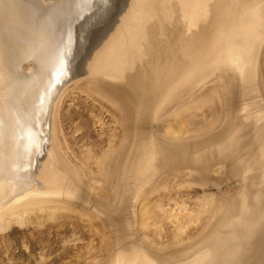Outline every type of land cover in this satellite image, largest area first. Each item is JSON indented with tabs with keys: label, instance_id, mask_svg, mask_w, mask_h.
Returning a JSON list of instances; mask_svg holds the SVG:
<instances>
[{
	"label": "rangeland",
	"instance_id": "374dc122",
	"mask_svg": "<svg viewBox=\"0 0 264 264\" xmlns=\"http://www.w3.org/2000/svg\"><path fill=\"white\" fill-rule=\"evenodd\" d=\"M34 1L37 4L36 8L39 13H44L45 8H43V5H47V4L51 5L52 2H55L54 4L60 3V6L63 8V12L67 13L66 15L70 13L68 8V6L70 5L69 0H65V1L34 0ZM214 1L216 0L207 1L206 13L205 15L200 16L203 18L197 22L198 25L195 27L193 26L187 28V22L182 16V9H180L181 6H179L181 5L179 3V0H170V7H172L171 8L172 13L170 14V17L167 18V20L166 19L164 20L165 21L164 28H166V30L158 34L159 36L158 39H156L157 36L155 37L156 40L162 41V42L160 41L161 44L160 47L162 46L164 47L165 44L163 42H165L168 38H172V37L176 38L178 35L179 36L182 35L181 36L182 38L183 37L187 38L192 33L194 34V32H197L199 30V26H203V24L205 26L206 23H207L206 25H208L209 24L208 22L211 23L212 13H213L212 5ZM123 4H124V0H91V2L88 5L89 7V9H87L88 12L85 14V16L79 19L80 25L89 23V25L93 29L95 28L94 30H101L107 27L108 24L110 25L112 23V22L109 23V21L113 18V15L116 14L115 12L117 10H120ZM173 5L175 6L174 10L176 12L173 11ZM49 12L51 11L46 10V13ZM178 12L180 14L178 20H180L181 18L180 21H182V23H180V21H177L178 24H176L177 22L175 20L178 18V17L176 18V14H178ZM160 17H162V14L149 18L148 22H146V25L149 26L153 23L155 24L156 20L158 21ZM121 19L122 16L118 18L119 21ZM118 23L119 22H117V25ZM260 24H262V22L258 23V25ZM174 25L178 29L176 27L174 28ZM115 29H117V26ZM168 31L170 34L168 33ZM102 37L103 35L100 36L98 40L100 41V45L108 43L109 36H107L106 38L105 37L102 38ZM89 38L90 41H88V45H94L95 43L98 42L94 40L95 39L94 34H92V36H89ZM149 38L150 37H148V40ZM148 40L147 41L144 40L142 43L145 42L146 45V43L148 44ZM254 40H256V42L253 43V47L254 49L255 48L257 49L258 53L255 57V64H252L250 66L252 67L256 66L254 69H256L255 70L256 73L258 72V74L256 75H258L257 78H259L257 79V82L259 81L260 86L264 88V29L257 35V37H255ZM155 41L154 44H157V41L156 42ZM180 44L181 41L180 43H178V45ZM155 47L156 45L154 46L153 49L156 50L155 53H157L158 48ZM179 47L180 46H178L177 48L179 49ZM164 48L168 49L170 52L171 47L169 49L168 44H166ZM177 48L175 46V49ZM147 49L144 52L142 51L140 55L141 60H138L137 63L135 61V64L132 68H129L131 67L130 66L131 64H129V62L126 61V63L124 64V68L122 69L120 74L121 78L113 79L108 77L109 75L105 76L103 74H93V73L91 74L90 72H87L84 75L74 77L63 87V89L61 90L62 96L60 100L57 101L55 113H53L51 118L52 126L50 133L53 135V136L50 135V139L51 138H52L51 140L55 139V141L53 142L54 146L56 144V146H58L59 148L54 147L52 145L53 143L51 144L52 141L50 139H49L50 143L48 142L47 145L50 146L52 145L51 147L53 149L54 148L58 149L55 152L56 154L58 153L56 158L58 159V161H60L61 165L64 164V166H66V167L62 166L63 170L69 174L68 176H70L71 171L74 172V176L76 175L75 177H73L74 178L73 180L75 181L74 183L85 194V196L83 197L85 200L87 198L92 199L91 203L94 202L92 204L93 207H89L90 209L86 208L84 210L83 207L84 204H78L74 202H71L70 205L69 204L67 205V203L65 202L62 203L60 202L55 203L51 201L43 202V203L30 202L14 207L13 209L6 212V214L5 213L2 214V217L0 215V264H107L109 262L110 257H112L114 242H112V239L110 240V233L109 230L106 228L107 225L105 226V224H103L104 221L103 223L101 221L102 218H98L97 216L98 214L96 215L97 213L96 209L101 210L102 206L99 204V202H102L104 200L105 202L110 201V198L112 197L111 187L113 186H111L110 184H112L111 179H113L114 177L112 174L114 163L117 162V160L119 161L121 159L122 160L127 159L124 160L125 162L121 160L122 164L124 162V164L126 165V163H131V162L133 163L135 159L137 161H134V163L136 162L135 164H137L139 160V158L138 159H136L137 157L135 158L136 155L134 157L132 156L133 158L128 156L124 157L120 155L126 152L128 146L130 147L128 143H130L132 146L130 148L128 147L127 149L129 150L130 154L132 151L135 152L134 149L137 147L138 148L136 150V154H138L142 150V149L139 150L141 146L140 143H142L141 140H139L140 141L139 142L138 139L134 137L137 139V140L135 139L134 141L132 137V141H130L131 140L130 127L134 126L131 120L132 117L129 116L128 118V113L129 111L131 112L130 105L128 104L127 100H124L125 99L124 96L121 95L120 92L115 89V87H117L116 85L118 84H124L127 79V75L129 73H132L143 62H146L149 59L153 61L151 57L153 58V55L155 54L153 53L154 50L153 49L147 50ZM87 50L88 48L84 50V53H86ZM167 51H163V52L165 53ZM169 52H167L166 54H169ZM257 58L259 60H257ZM185 59L187 60V58ZM256 62H258V64ZM219 63H221V60L219 61ZM153 64L152 66L155 65ZM28 66L29 65L27 64L25 67L28 68ZM144 66L147 67V63H145ZM224 67H225L224 64L220 65V68H224ZM220 70L222 69L213 68L206 70L205 71L206 73L205 72L202 73L199 77L200 79H197L199 82L198 81L196 82V80L192 82L190 76L189 78H187V80L184 79L185 82L181 80H180L181 82L177 81L178 83H180V85L182 86L180 88H183V90L187 88L189 84L188 82L189 80L191 82V84L189 85L190 88L188 87L189 89H191L193 83H198L194 88V91H197V94L185 100H183L184 98L180 100L181 95L179 94H182L181 91L179 92V89L177 87L172 88L174 87V85L173 86L170 85L171 86L170 89L172 90L175 89V91L171 93V99H172V94H173V98L175 99L174 96L179 93L178 94L179 97H177L178 95L176 96L177 97L176 99H179V103L176 104L177 106L175 105L176 108L174 109L172 108L171 111H167V112H165L166 108L167 107L169 108L170 106H172L171 104L175 102L173 99L172 100L170 99L171 102H169L168 99L165 100L168 101V103L170 104H168L163 100L161 101V99L157 101V104L155 103L156 110H160L161 105H158V103L160 104H162L163 102L165 103V104L163 103L164 106L163 104L161 106V110L163 111V113L161 111L160 113L162 114H160L154 109L155 112L154 114V112H152L153 109H151L152 111L150 112L152 113H150L149 115L152 116L154 120L155 118H158V116L160 118L156 119L154 123L151 117L152 120L150 119L151 120L150 124L151 123L152 124L150 129L152 132H154V134L152 132L147 133L148 138L144 141H146V143L149 144L150 142L148 141V139L151 138L153 141H157L158 139L159 140L161 139L169 143L177 142L176 144H170L171 146L168 147L169 151L179 150L190 146L192 147L194 145H202L205 144L206 142H213L217 139L222 138L223 136L228 135V133L231 130H233L237 124L226 130H222L218 128H220L224 124H227L233 118L237 117L235 118V120L238 121L240 118V120L245 124L247 119H251L250 116L252 115V113L253 115L255 113L256 114L260 113L259 111L262 110L261 109L262 107H264V93L262 94V91H260L258 88L257 91L258 95L256 92L255 96H252L254 93L250 94L251 96H248L249 94H247V96L246 95L244 96L243 94L245 92V87L243 88L244 85H242V87L241 86L236 87V86H232V84H228L229 81L233 82L234 80L233 78L239 76L238 75L239 70H236L234 66H232V68H230V70L227 73ZM179 71L180 70L177 71L178 74ZM229 72L232 74L231 75V77L233 76L232 78L229 77L230 76ZM178 74L176 73L175 76H178ZM94 78L96 81L97 80L98 81L95 82V80H93ZM200 82L202 83L199 84ZM178 83H176L177 85L176 84L175 85L179 87L180 85ZM94 84H95V88L92 87ZM98 85L99 87H97ZM105 85L106 86L108 85L107 87L111 86V88H107ZM239 85H240V81H239ZM100 86L103 87L100 88ZM176 90H178L177 91L178 93H176ZM260 93L263 96H261ZM200 94L204 95L205 101L198 98ZM253 97H255L256 102H254ZM256 97L257 98L260 97V100H258ZM118 98H120L121 100ZM197 98L198 100H196ZM227 98L231 100V103L230 101L226 102L224 103V107H223V102ZM242 99H244V102ZM248 100L251 101L248 102ZM259 101L262 106L259 105ZM246 102H248L249 104ZM250 103H252L250 108L252 109V111L255 108L254 109L255 111L252 112L250 110L251 114L244 119L242 113L238 109L241 110L243 105L250 106ZM182 104L183 105L187 104L188 108H192V109L194 108L193 110H196L198 108L199 111L198 110L193 111L192 119L195 121L198 120L201 122L203 121L202 123L200 122L199 124L200 127L202 125L204 127L206 126L202 130V133L200 134L202 135L203 139L193 140L194 137L191 134H187V135L183 134V136L182 135L180 136L181 132L180 131L176 132L175 127H177L176 125L177 122L173 121L172 118L174 117V113L176 109L180 107ZM253 104H256L257 106L259 105L260 108L255 107L256 105L254 106ZM257 108L259 109L257 110ZM209 109H212V114L210 116L208 115ZM197 112L199 115L197 114ZM215 112L220 114V118L222 120H218V122L215 121L216 123L212 122L210 124V122L215 117L214 116ZM124 113H127V116H124ZM156 113L158 114V116L156 115ZM170 113H172V115H170ZM132 114L131 116H133ZM155 115L157 117H155ZM162 115L165 116L163 117ZM226 115L228 116V118ZM234 115L236 116L234 117ZM224 116L225 119H223ZM126 118L128 119L126 120ZM129 120H131V123ZM226 120L227 122H225ZM168 121L169 122L171 121L170 125L168 124L169 123ZM172 121L174 122V124ZM127 123L131 125H128ZM156 127L160 128L162 133H166L167 131H169L173 135L177 134L178 137L169 135L168 137L169 139L166 140L165 138H163L161 133L158 132ZM133 128L135 129V127ZM193 128L194 126L192 127V130H194ZM134 129H132V133H133L131 134L132 136L134 135V132L137 134L140 131L139 129H137L138 131L137 132ZM150 129H147V131ZM155 129L157 130V132ZM189 129H191V126H189L188 130ZM195 129H197V126L195 127ZM192 130L190 131L192 132ZM214 131L215 134H212ZM234 132L229 134L230 139L235 138L234 137L235 135L237 136V134H234ZM155 135L157 138L153 139L152 136L155 137ZM238 137L239 135L236 137V139ZM128 138L130 140H127ZM184 139L188 140V142L185 143L184 141L186 140ZM236 139L233 140L235 143H236ZM126 140L128 141V143ZM125 143L128 146L125 145ZM134 145H136L137 147ZM143 145L145 144L142 143V146ZM155 145L153 148L154 150L155 148H157L156 150L158 151L159 144H155ZM146 146L147 145H145L144 147ZM123 147L125 148L124 152L122 151L124 149ZM213 147L211 145L210 147H208V149L206 148V151L210 152ZM148 148H151L150 144ZM56 149H54V151ZM199 151H201V149L198 150L196 153H198ZM158 155L159 156L154 155L156 159L155 158L153 159L155 161L160 160L159 157L161 155L160 154ZM118 156H121L122 158ZM230 156H234V155H230ZM230 156L220 159H213L207 163L195 162L192 158H188L186 165H184V168L182 170L175 169V172L171 173V175L167 179L168 180L166 181L167 190H165V181L164 182L160 181L161 180L160 178L166 173H162L160 171L161 173L160 172L159 173L161 175L157 174L156 178H154L153 180L154 182L151 181V184L150 183L146 184L145 182V184H143L144 181L142 176L145 174L142 175V173H144L145 171L142 172L139 170V168H137V170L139 171L137 172V170L134 169L133 171L134 174L133 173L132 174L135 175L137 173L138 175L136 174L134 176L135 179L133 177L134 181H131L133 179H129L130 180L129 182H131L130 184H132L131 187L133 189V193L137 191V196H138L139 192L140 194L145 192L144 194H142V197L140 195V198L138 197L136 199V197H134V200H136V202L138 203V200H141L143 198L144 199L146 198L145 200H148L149 197V199L152 198L150 199L152 201L148 202L149 203L148 205L150 206L146 207V209L149 207L147 209L148 211L145 212L146 214L148 213L147 214L148 217L145 216V218L148 219L141 220L142 219L141 216H144L145 213L143 214L141 213L142 214L141 215L140 214L141 210H139L140 208H137L135 210L136 213L134 212V214L137 215V219L136 222L134 221L135 228L134 227L132 228L137 230L136 231L134 230L136 234L132 233L133 236L135 235V237L133 238L135 240V238L138 236L136 238L137 241L138 242L140 241L141 243L142 240L145 248L154 247V248H158L159 250H162L163 251L162 255H164V257L166 258V260L168 259V261L166 260L164 261V259L161 258L160 260L159 257L155 256L156 258L155 257L154 258L160 264H170L171 262L172 263L177 262L178 260H180L178 256H180L181 254L184 255L185 252H187L188 254V251H190L192 248L196 247L197 245L199 246L204 244L209 239V236L211 234H215L217 230L222 226H223V230H225L226 234L230 235V237L228 241L216 240L217 248L219 249L218 251L224 250V254L225 256H227L226 260L223 261L217 252L218 255L217 264H237L236 261L237 260L241 261L243 255L242 252L247 246V244L253 239V236L257 233H261L264 231L261 230L259 232L260 229L259 226L262 221L261 218L264 215V175H260L261 178L260 183L263 186L262 189H260L261 192H255L254 188L251 185L249 186L248 171L239 168V159ZM140 160L139 163L140 165H142L143 163L142 158H140ZM105 161L107 163V166L109 163H112L110 168L111 171L109 172L110 174L106 173L107 172L106 168L103 167V163ZM262 165H264V161ZM72 168L74 169L72 170ZM127 171L128 169L126 170V172ZM166 171L168 172L169 170ZM140 172L142 173L139 175ZM137 178L142 181H139ZM136 179L138 181L135 182ZM141 184H143L146 188L143 187V185ZM153 185L154 188L152 189L151 186ZM142 188L145 189L142 190ZM85 192H87L88 195ZM250 194H253L251 200H256V199L259 200L256 202L257 204L251 206L252 208L250 209L249 212L243 213L244 197L248 198ZM136 202L131 201L132 207L130 208L133 209L134 205L137 204ZM59 204L61 205V207ZM80 206H82L83 208H81ZM57 209L60 210V214L56 213L59 212ZM50 210H52V212H55L57 210L54 214H58V215L55 216L53 215L54 217L52 216L51 218V216L47 215L48 213L49 214L51 213ZM32 211L35 212V214ZM39 211L46 214H40L41 212ZM70 211L73 213H71ZM24 212L26 213L25 215L23 214L24 216L23 220H16V222L14 219L10 220V218L21 215ZM38 214L45 216V218L38 216ZM30 215L34 216V219L36 218L35 216L41 217V219L39 218L41 221L39 219L32 220V217ZM28 216L31 219H29ZM84 216H86V218L88 219H85ZM89 216L92 218L93 222L90 221ZM6 217L10 220V222L9 220H7ZM17 221H20L21 223ZM143 224L144 226H142ZM221 233L222 235L224 234L223 231H221ZM193 250L197 251L198 249L194 248ZM245 263L264 264V250H262V252L259 253L257 256H254L251 259L246 260Z\"/></svg>",
	"mask_w": 264,
	"mask_h": 264
},
{
	"label": "bare ground",
	"instance_id": "6f19581e",
	"mask_svg": "<svg viewBox=\"0 0 264 264\" xmlns=\"http://www.w3.org/2000/svg\"><path fill=\"white\" fill-rule=\"evenodd\" d=\"M179 1L181 2V6L183 10L182 16L187 22V28L197 26L198 25L197 22L203 18L200 16L205 15L206 13L207 0H179ZM12 7L13 6H12L11 0H0V25L4 24L5 22L4 19L6 18L7 20L10 21L9 23L10 27L16 28V26L18 25L17 27L18 29H22L23 26L29 29L30 35L27 37L28 42L21 44L20 46L21 48L18 49V52H19L18 56L22 55L19 62H21L26 56H28V58H35V61L38 64L39 68L37 72H33V74L29 76L28 80H21L22 82H18L20 80L5 79L4 70L2 69L0 65V215L2 217V214L4 213L6 214V212L13 209L14 207L25 204V203H30V202H39V203L48 202V201L55 202V203L65 202L67 203V205L68 204L70 205L71 202H74L78 204H84L83 206L84 210L86 208L90 209L89 207H93L92 204L94 202L91 203L92 199L90 198H87L86 200L83 198L85 194L74 183L75 181L73 180L74 179L73 177L76 176V175L74 176V172L71 171L70 176H68L69 174L63 170V167H66V166H64V164L61 165L60 161H57V158L53 157L56 154L55 152L58 150L54 148L56 149L54 151V149L51 147L52 145L54 146L53 142L55 141V139L54 140H51L52 138L50 139L52 141L51 144L53 143L50 146L51 148L50 149L48 148V151H50V155L48 156L46 162L43 164L42 170L40 171V178L43 182V185L42 183L39 184L40 183L39 181H38L39 185H37L36 184L37 182L33 181V179H29L32 173L31 171L28 170L29 165L31 164L30 163L31 156H30L29 150H26V153L24 154L20 153L19 151L23 147V143L20 140V129L22 128L27 129V131L30 129L31 124H29V119H31L32 115H33V122L38 123V124L40 123L38 114H41L42 116L43 112L48 108V105H49L48 101L50 100L52 95H55L54 93L57 91L58 84L61 81L63 82V80L64 82L68 80L67 76L69 74V64L67 62L68 59L66 55H64L65 52L59 55H55V54L51 55L50 54L51 52H49V49L47 50V47H46L48 46V44H46L47 42L44 44L45 33L39 30L33 31V29H30L27 24H25L24 22H20V17L18 18V21H17L16 20L18 17L17 12L12 15ZM212 10H213L212 19L209 18L211 19V23L208 22L209 23L208 25H206L207 24L206 23L205 26L204 24L203 26H199V30L197 32H194V34L192 33L187 38L186 37L182 38L181 37L182 35L181 36L178 35L176 38L172 37V38H168L167 40L165 39L166 41L163 43L165 45L168 44L169 49L171 47L170 52H169L168 49L164 48L165 45L164 47L162 46L163 48L160 47L161 40L158 41L156 39H158L159 37L158 34L164 31V26H165L164 20L165 19L167 20V18L170 17V14H171L170 2L168 0H136V3L132 7V9L130 8V10L127 11L123 15L122 23H121L122 27L118 29L112 36L111 45L108 46L107 50L104 51L101 55L99 54L100 56H98L99 58H97L96 64L94 65L93 69L90 71L91 74L92 73L93 74H103L105 76L109 75L108 77L113 78V79L121 78L120 74H121L122 69L124 68V64L126 63V61H128L129 64H131L130 65L131 67L129 68H132L135 64V61L137 62L139 59H141L140 55L142 51L143 52L146 51L147 47L141 46L142 44L141 41L142 39L146 37V34H149L152 39L148 48L152 50L155 45H156L155 48H158L157 53H155L156 50L153 49L154 50L153 53H155L154 54L155 56L153 55V58L151 57L153 61L149 59L150 61L147 60L141 66H138L132 73H129L127 75V79L124 84H118L116 85L117 87H115V89L118 90L120 94L124 96L125 98L124 100H127L128 104L130 105L131 112L128 110L130 113V115L128 113V118L129 116L132 117L131 119L132 124L134 125L133 127H135V129L133 127H130L131 134H133L132 129H134L135 131H137V129L140 130L139 133L137 134L134 132L133 136L130 134L131 140L129 138L127 140L132 141V137H133V140L135 141V139L137 138L138 141L141 140V142L147 145L148 147L150 144L151 148H148L147 146L144 147L145 145L142 146V143H140L141 146L139 150L141 149L142 150L138 154H136V150L138 147L134 145L137 148L135 149L133 148L135 152L130 151L131 152L130 154L129 150L127 149L129 147L128 145H130V147L132 146L126 140L128 145L126 143L125 145H127L128 147L126 149V152L123 153L124 155L123 154H120V155L124 157L125 156L134 157L136 155L135 158L137 157L136 159L139 158V160L140 158H142L143 163L142 165H140L139 160H138L137 164H135L136 162L134 163V161H137V160L134 159L133 163L132 162L126 163L125 165L124 160H127V159H123V160L121 159L122 161H124L123 164L121 160L119 161L117 160V162H115L113 166L112 174L114 177L113 179H111L112 184H110L111 186H113L111 187L112 197L110 198L111 195L109 196L110 201L105 202L104 200L102 202H99V204L102 206V209L101 210L96 209V212H97L96 215L98 214L97 215L98 218H102L101 220L102 223L104 221L103 224H105V226L107 225L106 228L109 230L110 240L112 239V242H114L113 250H112V257H110L111 262L109 260L108 262L109 264H160L158 261H156L155 259L156 257H159V259L160 258L164 259V261L166 260L164 255H162V252H163L162 250H159L158 248H154V247L145 248L142 240H141V243L140 241L139 242L137 241L136 238L138 236L135 238V240L137 241L135 242L137 247L133 246L127 250H124V249L122 250V248L120 247L121 243L130 242L131 240H134L131 238V234L135 233L134 232L135 229L132 228L134 227V221L136 222V219H137V215L134 214L135 210L137 208H140L139 209L141 210V212L139 211L140 214L145 213L146 211H148L147 209L149 208L148 207L146 209V207L150 206L148 205L149 204L148 202L152 201L150 200L152 198L149 199V197H148V200H145L146 198L138 200V203L136 202V200H134V197H136V199L138 197L140 198V195L142 197V194L145 193L144 192L145 190L143 191L144 193L142 194H140V192L138 191L139 192L138 196H137V191L133 193V189L131 187L132 184H130L131 182H129L130 181L129 179H133V177L137 174L135 172L136 174L133 175L134 169L137 170V168H139L140 171L146 172V173L145 172L139 173V175L141 173L142 175L145 174L143 175L144 177L142 176L143 181H144L143 184H145V182L146 184H149V183L151 184V181H153L154 178H156L157 174L161 175L160 174L161 172L166 173L160 178L161 179L160 181L161 182L165 181V190H167L166 189L167 187L166 181H168L167 179L169 178L171 173L175 172V169L182 170L184 168V165H186L188 158H192L195 162L207 163L213 159H220V158L229 157L230 155H234L230 157L239 159V168L244 169L245 171H248L249 173V180H248L249 186L251 185L254 188L255 192H261L260 189H262L263 186L260 183V180H261L260 175H264V165H262L264 161V107L261 108L262 110L259 111L260 113L256 114L254 112L255 113L254 115L252 113V115L250 116L251 119H247L246 122L244 121L245 124L240 120V118H239V121L235 120V118H237L235 116L239 114L234 115L235 117L233 118L234 120L233 119L230 120L227 124H224L218 129L226 130L237 124L235 128L231 130L228 133V135L223 136L222 138L217 139L213 142H206L205 144H202V145H194L192 147L190 146V147H185L179 150L169 151L168 147L171 146L170 144H176L177 142L169 143L161 139L160 140L158 139L157 141H153L151 138L148 139V141L150 142V143L148 142L149 144H147L146 141H144L148 138L147 133L152 132L150 129L152 123L150 124V122L153 119V117L150 116L149 114L154 112L157 101H159L160 99L161 101L162 100L165 101L167 99L169 102H171L172 99L175 101V102L172 101L173 102L171 104L172 106H170L169 108L166 106L168 109L166 108L165 112H167V111H171L172 108L173 109L176 108L177 106L176 104L179 103V99H176V98L179 97V95H181L180 100H182L183 98H184L183 100H185L197 94V91H194V88L196 87L198 83H193L191 89H189L190 88L189 85L191 84L190 80L188 81L189 84L187 88L185 86L186 88L185 90H183V88H180L182 86L178 82L180 80L185 82L184 79L187 80L189 76L192 82H194L195 80L197 82L198 81L197 79H200L199 78L200 75L208 69H213V68L222 69L220 71L227 73L230 70V68L234 66L236 70H239L238 71L239 76H236L235 78H233L234 79V80L232 79L233 82L229 81L228 84H232V86H236V87L238 86L242 87V85H244L243 86V88L245 87V92L243 93L244 96L245 95L247 96V94H249L248 96H251L250 94H253V93L254 94L252 96H255V93L258 91V88L260 91H262V94L264 93V88L260 86L259 81L257 82V79L259 78H257L258 75H256L258 74V72L256 73L255 72L256 69H254L256 66L254 67L250 66L252 64H255V57L258 53L257 49L256 48L254 49L253 47V43L256 42V40L254 39L264 29V0H216L214 1ZM161 14H162V17H160L158 21L156 20L155 24L153 23L146 28V22H148L149 18H152L153 16H156V15H161ZM179 15L180 14L178 12V14H176V18L178 17L175 20L176 22L181 20V18L180 20H178ZM15 22L17 24H15ZM259 22H262V24L258 25ZM180 23H182V21H180ZM176 24H178V22ZM5 25L6 27L8 26L6 22H5ZM175 27L176 26L174 25V28ZM30 36H32V39L34 36L35 41L34 40L29 41ZM156 36L157 38L155 39ZM154 39L157 41V44H154V41H155ZM180 41H181V44L178 45ZM152 43L154 44V46L152 45ZM175 46L176 48L178 46L180 47L179 49L178 48L175 49ZM163 51H167L169 52V54H166L167 52L164 53ZM185 58H187V60ZM220 60H221V63H219ZM257 60L259 59L257 58ZM145 63H147V67L143 68V65ZM151 63L155 64V66H153L152 68H150ZM256 63L258 64V62ZM177 64H180L181 66ZM221 64H224L225 67L220 68ZM45 65L50 66L53 70L51 68L50 69L52 71H55V72H52L54 73V75L52 73L50 74L49 72L47 75L44 74V68L49 69V67ZM178 70H180L179 74L177 72ZM176 73L178 74V76H175ZM60 75L62 77H60ZM231 75L232 74L230 73V76H229L230 78L233 77V76L231 77ZM51 76H53V78ZM93 80H95V78ZM238 80L240 81V85H239ZM97 81L95 80V82ZM98 83H101V82H98ZM176 83H178L180 86L179 87L176 86L177 85ZM201 83L202 82H200L199 84ZM170 85L172 86L174 85V87L172 88L177 87L179 89V92L181 91L182 94H179L177 92L178 90H176V93H178L179 95L175 93L176 95L174 94L175 95L174 96L175 99H174L173 94H172V99H171V93H173L175 89L173 90L170 89L171 87ZM92 87L95 88V84ZM97 87H99V85ZM102 87L100 86V88ZM107 88H111V86ZM262 94L261 96H263ZM257 95H258V92H257ZM61 96H62V93L60 92V94L56 95V97L53 100L54 101L53 102V113H55L56 103L57 101L60 100ZM198 98L205 101L204 95L202 94H200ZM198 98L196 100H198ZM228 98L224 100L223 107H224V103L229 102V101L231 103V100ZM244 99H242L243 102H244ZM253 99H254V102H256L255 97H253ZM257 99L260 100V97ZM168 101H165V102L168 103ZM249 101L251 100H248V102ZM162 104L158 103V105H161V106ZM251 104L252 103H250V106L243 105L241 110L238 109L242 113V116L244 119L251 114V111H252V109L250 108ZM253 105L255 106L256 104H253ZM259 105H261L260 101H259ZM259 105L258 106L256 105L255 107H259ZM161 106H160V110L155 109L158 113L162 111ZM186 106L187 104L185 105L182 104L180 107H178L174 113V117L172 118L173 121L177 122L176 124L177 127H175L176 132L180 131L181 132L180 136L181 135L183 136V134H186V135L191 134L194 137L193 140L203 139L202 135L200 134L202 133V130L206 126L204 127L202 125L203 127L202 126L200 127L199 124L201 121L199 120L195 121L192 119L193 111L198 110V108L196 110H193L194 108L192 109ZM259 108H257V110ZM151 109H153V111ZM254 109L253 111H255ZM34 111H35V114H34ZM131 114L133 116H131ZM211 114H212V109H209L208 115L210 116ZM156 115L158 116L157 113ZM156 115L155 117H157ZM170 115H172V113H170ZM124 116H127V113H124ZM214 116L215 117L210 122V124L212 122L216 123L218 122V120H222L220 118V114H218L217 112H215ZM128 118H126V120ZM158 118L160 117L158 116ZM158 118H155V120ZM223 119H225V116ZM131 120H129L130 123H131ZM155 120L153 119L152 121L155 123ZM225 122H227V120ZM168 124L170 125L171 121ZM128 125H131V124H128ZM189 126H191V129L188 130ZM193 126H194L193 128L194 130H192ZM196 126H197V129H195ZM36 129L38 130L41 129L40 124L38 125ZM147 129H150V130L147 131ZM156 129L158 130L159 133H161L163 138H165L166 140L169 139L168 138L169 135H173L169 131H167L166 133H162L160 128L158 127H156ZM190 130H192V132ZM232 132H234V134H237V136L239 135V137L236 139L237 136L235 135L234 136L235 138L230 139L229 134H231ZM33 133L36 136V138L39 137V133L37 132V130L33 129ZM152 133L154 134V132ZM212 134H215V131ZM173 136H177V134ZM152 137L153 139L157 138L156 135L155 137L154 136ZM150 139L152 142L150 141ZM235 139H236V143L233 141ZM41 142H42V148H43L44 140H42ZM184 142L186 143L188 142V140ZM155 144H159L158 151L156 150L157 148H155V150L153 148ZM35 145L37 146V148H40L41 146L40 141H36V142L29 141L26 147L32 148V146L34 147ZM211 145L212 147L213 146L214 147L211 149L210 152L209 151L207 152L206 148L208 149V147H210ZM54 147L59 148L58 146H56V144ZM200 149L201 151L196 153ZM122 151L124 152L125 148ZM158 154H160L162 158L160 156L159 157L160 160L155 161L153 159L155 158L154 155L159 156ZM121 156H118V157H121ZM35 159L36 158H34L33 160L35 161ZM105 163L106 161L103 163V167L106 168V171H107L106 173H109L111 171L110 168H111L112 163H109L108 166H107V163L106 165ZM73 169L74 168H72V170ZM127 169L129 172L128 171L126 172ZM166 170H169V171L167 172ZM137 172L139 171L137 170ZM134 179L131 181H134ZM137 179L135 180V182L138 180L142 181L140 179L138 180ZM154 185L151 186L152 189L154 188ZM143 187L145 186L143 185ZM145 188H142V190ZM252 197H253V194H250L248 198L244 197L243 213L249 212L250 209L252 208L251 206L257 204L256 202L259 199L251 200ZM133 200L137 204L135 203L136 205H134V208L132 209L130 207H132L131 201L134 202ZM80 207L83 208L82 206ZM57 210L59 212H56ZM57 210L55 212L60 214V210L59 209ZM50 211L51 213L50 214L48 213L47 215L51 216V218L53 215L54 216L58 215V214H54L55 212H52V210ZM35 212L33 213L35 214ZM25 213L26 212L18 216L14 215L15 217L13 218H10V217L9 218L10 220L14 219L15 222L16 220H23L24 218L23 214L25 215ZM40 214H46V213L41 212ZM129 214L131 217L129 216ZM147 214L145 213L144 216H141L142 217L141 220L148 219V218H145ZM38 216L45 218V216H42L39 214ZM31 217L33 220L34 216H31ZM35 217L36 218L34 220H37L39 218L41 219V217H37V216ZM84 218L88 219L86 218V216H84ZM124 218H127L128 220V223L126 225H125ZM89 219L90 221L93 222L91 217ZM261 219L262 221L259 226L260 228L259 232L261 230H264V215L262 216ZM7 220L9 219L7 218ZM17 222H20V221H17ZM122 222H123V225H122ZM121 225H122V228H121ZM142 226H144V224ZM121 229H124L126 233L120 234ZM221 231L224 232L223 235ZM217 236H220V237H217ZM133 237H135V235ZM229 237L230 235L226 234V231L223 230V226H222L221 228L217 230L215 234H211L209 236V239L207 238L208 240L204 244L199 245V246L197 245L196 247H194L198 249L197 251L193 250L194 248H192L190 251H188V254L187 252H185L184 255L181 254L180 256H178L180 260L174 263L170 261L171 262L170 264H217L218 255L221 257L223 261H225L227 256H225L224 250L218 251L219 249L217 248V241H228ZM128 238H131V239H128ZM262 250H264V231L261 233H257L253 236V239L247 244V246L242 252L243 255H242L241 261L239 260L236 261L237 264H247L248 262L245 263L246 260L251 259L254 256H257L259 253L262 252ZM217 252H218V255H217ZM166 261H168V259Z\"/></svg>",
	"mask_w": 264,
	"mask_h": 264
},
{
	"label": "water",
	"instance_id": "95a60500",
	"mask_svg": "<svg viewBox=\"0 0 264 264\" xmlns=\"http://www.w3.org/2000/svg\"><path fill=\"white\" fill-rule=\"evenodd\" d=\"M168 1L170 2V0ZM11 2L13 6L12 15L16 12L18 15L16 20L18 21V18L20 17V22H24L25 24H27L30 29H33V31L35 30H39L41 32L43 31L45 33L44 44L47 42L46 44H48V46L46 47L47 50L49 49V52H51L50 54L59 55L65 52L64 55H66L68 59L67 62L69 64V74L67 76L68 80H66L65 82L63 80V82L61 81L62 83L60 82L58 84L57 91L54 93L55 95H52L50 100L48 101L49 102L48 108L43 112L42 116L41 114H38L40 119L39 124L41 129L40 130L36 129L39 124L33 122V115L31 119H29V124H31L30 129L28 131L27 129H23V128L20 129V140L23 143V147L19 151L20 153L24 154L26 153V150H29L31 156L30 158L31 164L29 165L28 170L31 171L32 173L29 179H33V181L37 182L36 183L37 185L41 183L43 185V182L40 178V171L42 170L43 164L46 162L48 156L50 155V151H48V148L50 149L51 147L50 145H47V143L49 142L50 139L51 118L53 115L54 98L56 97V95L60 94L62 88L71 79H73L76 76L84 75L93 69L94 65L97 62V58H99L98 56H100L104 51L107 50V47L111 45L112 36L118 29L122 27L121 25L122 19L119 21L118 18H120L121 16L123 18V15L127 11H129L130 8L132 9V7L135 5L136 0H124L123 6L120 8V10H117L115 12L116 14L113 15V18L109 21V23L110 22L112 23L110 25L108 24L107 27L101 30H94L95 28L93 29L89 25V23L80 25L79 19L85 16V14L88 12L87 9H89L88 5L91 2V0H69L70 5L68 6V8L70 13L68 15H66L67 14L66 12H63V8L60 6V3L54 4L55 2H52L51 5L50 4L43 5V8H45L44 13H39L36 8L37 4L34 0H11ZM179 3L181 4L180 1ZM174 8L175 6L173 5V11ZM180 9H182V6ZM46 10H49L51 12L46 13ZM4 21L6 22V24H8L7 27ZM4 21H3L4 24L0 25V65L4 70V77L5 79L8 80L9 79L20 80L18 82H22L21 80H28L29 76L32 75L33 72L38 71L39 66L36 63L35 58H28V56L24 57V59L21 62H19L22 55L18 56L19 53L18 49L21 48L20 47L21 44L28 42L27 37L30 35V31L28 28L24 26L22 29H18L17 28L18 25L16 26V28L10 27L9 26L10 21L7 20L6 18L4 19ZM117 22H119L118 25ZM15 24L17 23L15 22ZM116 26L117 29H115ZM147 27L148 26L146 25V28ZM165 30L166 28H164V31ZM92 34H94L95 37L94 40L96 42L99 40L100 36L102 35H103L102 38L104 37L106 38L107 36H109V41L108 43L101 45H100V41H98L94 45H88V41H90L89 36H92ZM148 37H150V35L146 34V37L142 39L141 42H143L144 40L147 41ZM30 40L35 41V37L33 36L32 39V36H30L29 41ZM151 41L152 39L150 37L148 44L145 45L144 42L141 44V46L148 48ZM152 45L154 44L152 43ZM87 48L88 50L86 51V53H84V50H86ZM27 64L29 65L28 68L25 67ZM152 64L153 63H151L150 68L153 67ZM48 67L49 69L44 68L45 75H47L48 72L50 74L52 72H55L52 71L53 69L50 66ZM52 74L54 75V73ZM51 77L53 78V76ZM60 77L62 76L60 75ZM33 129L37 130V132L39 133L38 138H36V136L34 135ZM42 140H44L43 148L41 142ZM29 141H33V142L40 141L41 149L37 148L36 145L34 147L32 146V148L30 147L31 149L27 148L26 146ZM56 156L57 155L55 154V156L53 157L56 158ZM34 158H36L35 161L33 160ZM38 181L41 183H39ZM124 221L126 225L128 223L127 218H124ZM122 233L123 234L126 233L124 229L120 230V234ZM131 238L134 239L133 234H131ZM133 241L134 240H131L130 242H123L120 244V247L122 248V250L130 249L133 246L137 247L135 243L136 241L134 242Z\"/></svg>",
	"mask_w": 264,
	"mask_h": 264
}]
</instances>
